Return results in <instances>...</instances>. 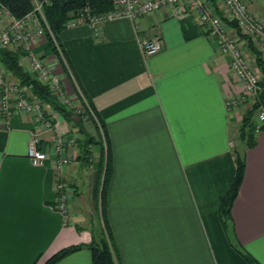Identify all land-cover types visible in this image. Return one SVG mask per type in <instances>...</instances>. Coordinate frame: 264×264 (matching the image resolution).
Here are the masks:
<instances>
[{
  "label": "crops",
  "instance_id": "obj_1",
  "mask_svg": "<svg viewBox=\"0 0 264 264\" xmlns=\"http://www.w3.org/2000/svg\"><path fill=\"white\" fill-rule=\"evenodd\" d=\"M246 2L264 20V0ZM135 22L110 19L99 33L81 23L58 35L78 86L105 122L112 156L105 207L120 263L251 264L245 252L264 264V125L251 146L237 136L244 107L225 104L240 91L228 56L193 15L162 7ZM138 35L159 37L162 48L145 55ZM256 46L261 86L264 48ZM48 49L46 41L36 46ZM45 57L76 99L60 60ZM53 116L56 130L69 134V123ZM32 127L28 114L0 113V264H43L60 248L90 240L77 203L85 204L81 186L94 196L98 146L88 182L77 159L60 175L52 154L39 164L29 159ZM51 136L44 131L42 141ZM235 147L244 151V173L224 226L219 196L235 172ZM58 177L69 191L67 222L57 208ZM52 264H92L91 252L83 246Z\"/></svg>",
  "mask_w": 264,
  "mask_h": 264
},
{
  "label": "built area",
  "instance_id": "obj_2",
  "mask_svg": "<svg viewBox=\"0 0 264 264\" xmlns=\"http://www.w3.org/2000/svg\"><path fill=\"white\" fill-rule=\"evenodd\" d=\"M162 7H169L171 14L175 16H195L198 22L206 26L207 35L216 41L219 52L228 56L230 70L240 86V91L226 97L227 109L230 111L254 104L260 90V67L244 46L240 33L251 37L256 45L264 48V20L258 12L250 9L246 0H112V6L104 11L93 12L87 6L80 8L65 21L64 27L86 23L91 25L95 33H99L101 24L107 20L127 17L135 22L139 16L158 11ZM46 28L48 25L38 2L33 10L19 18L0 6V46L21 47L25 52L22 56L25 67L33 71L39 81L47 84L58 99L75 107L72 104L74 98L66 92L61 73L54 71L46 57L36 50V43L45 36ZM137 40L145 55L156 53L163 45L159 37L138 35ZM58 49L73 90L81 94L59 46ZM80 107L81 102L76 111H80ZM0 113L6 118L18 113L28 114L32 118V135L28 142L27 155L33 164L43 162L52 154L54 166L62 175L66 166L76 158L75 149L74 152L70 151L75 148L76 135L58 132L53 109L38 98L30 96L26 87L12 78L1 63ZM254 116L257 120L255 129H258L264 124L263 103H258ZM47 130L52 131V136L42 141V133ZM55 188L57 208L67 222L71 217L67 185L58 177Z\"/></svg>",
  "mask_w": 264,
  "mask_h": 264
},
{
  "label": "trees",
  "instance_id": "obj_3",
  "mask_svg": "<svg viewBox=\"0 0 264 264\" xmlns=\"http://www.w3.org/2000/svg\"><path fill=\"white\" fill-rule=\"evenodd\" d=\"M36 2L40 3L41 12L46 20L48 28L45 29V39L49 48L57 56L60 55L58 46L67 61L69 70L72 72L64 49L58 40V35L64 27L65 21L75 14L80 8L87 6L93 12L104 11L112 6V0H0V6L6 8L14 17H22L27 12L33 10ZM233 24V22H229ZM245 39V43L249 50L255 54V62L260 64V56L258 48L251 37L241 34ZM24 50L21 47L0 46V63L4 66L10 76L16 79L19 84L26 87L30 96L48 104L56 113L60 114L63 119L71 124L69 135H76V158L82 169L89 168L94 155V146H98L99 159V178L94 189V199L97 204V221L90 225V240L87 244L76 243L60 248L48 257L43 264H52L65 255L86 246L91 252L92 264H121L117 248L115 246L112 231L108 223L105 207V196L109 175L112 168V156L110 142L105 127L104 120L100 117L92 100L81 90V94L76 91V95L80 100L83 111L78 112L73 106L58 99L56 94L37 78L33 71L25 67L22 62ZM65 68V65H64ZM66 72L67 68H65ZM258 100L247 107L242 114L238 127V136L251 146L254 142V132L256 123L253 118L254 111L258 103H264V83L260 86ZM85 114L94 126L95 134L89 132L83 121ZM264 124L261 125V127ZM235 154V172L231 179L228 189L219 196V213L224 226H227L230 218V209L237 195L238 188L244 173L245 157L244 151L234 148ZM245 258L251 264H260L248 253L243 252Z\"/></svg>",
  "mask_w": 264,
  "mask_h": 264
},
{
  "label": "rangeland",
  "instance_id": "obj_4",
  "mask_svg": "<svg viewBox=\"0 0 264 264\" xmlns=\"http://www.w3.org/2000/svg\"><path fill=\"white\" fill-rule=\"evenodd\" d=\"M43 42H45L46 41V39H45V36L41 39ZM41 41H38L37 43H36V46L38 45V43H40ZM35 46V47H36ZM247 51H248V49H247ZM39 52H40V50H39ZM49 53H53V54H55L54 52H51V49H48V50H44V52L43 53H39V54H41V56H44L45 57V55H49ZM45 54V55H44ZM56 55V54H55ZM56 58H58L59 60H60V62H61V58H60V56L58 55H56ZM46 59H48V58H46ZM48 61V60H47ZM48 63H49V65H50V67L54 70V71H56V72H58V73H61V69H58V64L57 63H52V62H50V61H48ZM62 63V62H61ZM56 67H57V69H56ZM72 104H75V109L78 107V106H80V100L77 98V99H75L74 98V102L72 103ZM247 107H249V106H245L244 108H242V112H241V117H242V114H243V112L245 111V109L247 108ZM77 110V109H76ZM79 113L80 112H82V107H80V111H78ZM253 118L254 119H256V117L255 116H253ZM241 120V119H240ZM83 121H84V123H85V125H86V128L88 129V131L89 132H92L93 134H95L96 132H95V129H94V126H93V124L91 123V121H90V119L85 115V114H83ZM240 124V123H239ZM69 126H71V124H69ZM238 132V131H237ZM75 135H77V133H75ZM238 136V135H237ZM237 143V145H239V142L237 141L236 142ZM74 149H75V153L77 152V147H76V145H75V148H73V149H71L70 151H72V152H74ZM96 153H97V150H96ZM93 157V156H92ZM93 159V158H92ZM89 167H90V165H89ZM86 169H88V167L87 168H85V169H82V174H83V178H86V180H87V182H88V176H87V174H85L86 173ZM81 189H83V193H84V200H85V204L82 206L80 203L78 204L77 203V206L79 207V208H77V213H79V214H82V215H86V218H84V222H85V224L86 225H88L89 227H90V225H92V224H94V223H92V222H96L97 221V217H98V215H97V204H96V201H95V199H94V196H93V191L91 192V194L89 193V191L87 190L88 188H87V186H81ZM79 202V201H78ZM80 205V206H79ZM88 214V215H87Z\"/></svg>",
  "mask_w": 264,
  "mask_h": 264
}]
</instances>
